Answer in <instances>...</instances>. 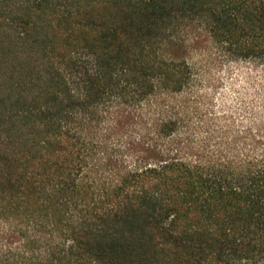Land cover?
I'll return each mask as SVG.
<instances>
[{"label": "trees", "instance_id": "obj_1", "mask_svg": "<svg viewBox=\"0 0 264 264\" xmlns=\"http://www.w3.org/2000/svg\"><path fill=\"white\" fill-rule=\"evenodd\" d=\"M0 264H264V0H0Z\"/></svg>", "mask_w": 264, "mask_h": 264}, {"label": "rangeland", "instance_id": "obj_2", "mask_svg": "<svg viewBox=\"0 0 264 264\" xmlns=\"http://www.w3.org/2000/svg\"><path fill=\"white\" fill-rule=\"evenodd\" d=\"M237 68H231L225 75H223V82L220 91L218 92V103L234 102L237 97L238 87L241 86V77L237 74ZM231 77L233 85H230ZM232 86V88H231Z\"/></svg>", "mask_w": 264, "mask_h": 264}]
</instances>
